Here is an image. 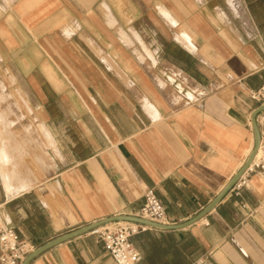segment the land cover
Returning <instances> with one entry per match:
<instances>
[{"label":"crops","instance_id":"obj_1","mask_svg":"<svg viewBox=\"0 0 264 264\" xmlns=\"http://www.w3.org/2000/svg\"><path fill=\"white\" fill-rule=\"evenodd\" d=\"M0 64L27 78L57 148L42 182L14 181L13 194L0 185V223L37 248L136 215L152 188L178 224L253 149L264 0H0ZM241 177L239 194L231 189L196 222L133 235L137 264H264V174ZM28 264L115 263L85 232Z\"/></svg>","mask_w":264,"mask_h":264},{"label":"rangeland","instance_id":"obj_2","mask_svg":"<svg viewBox=\"0 0 264 264\" xmlns=\"http://www.w3.org/2000/svg\"><path fill=\"white\" fill-rule=\"evenodd\" d=\"M162 10L166 18L175 24L176 20L170 13ZM175 38L187 45L189 37L181 32ZM4 65L0 64V155L5 159L6 173L11 180L17 178L20 184H25L31 179L36 184L49 175V169L44 166L47 163V151L54 166L51 147L57 152L56 143L43 124L39 102L27 78L10 76Z\"/></svg>","mask_w":264,"mask_h":264},{"label":"built area","instance_id":"obj_3","mask_svg":"<svg viewBox=\"0 0 264 264\" xmlns=\"http://www.w3.org/2000/svg\"><path fill=\"white\" fill-rule=\"evenodd\" d=\"M251 99L264 105V83L249 92ZM259 129L258 155L255 154L250 166L246 170L264 174V117L257 121ZM245 185V179L240 177L233 186L236 194ZM158 224H168L165 206L152 188L144 193V203L139 212L134 215ZM151 226L133 221L122 220L113 224H104L90 231L102 243L104 249L115 264H137L140 253L133 244L131 237ZM35 245L20 239L16 231L0 223V264H21L24 258L35 249Z\"/></svg>","mask_w":264,"mask_h":264},{"label":"water","instance_id":"obj_4","mask_svg":"<svg viewBox=\"0 0 264 264\" xmlns=\"http://www.w3.org/2000/svg\"><path fill=\"white\" fill-rule=\"evenodd\" d=\"M261 112H264V105L258 106L256 109H254V111L251 114V125H252V129H253V133H254V146L253 149L251 150L246 162L244 163V165L240 168V170L229 180V182L222 188V190H220V192L214 197V199L207 204V206H205L200 212H198L196 215H194L192 218L186 220L185 222H181L178 224H158L155 222H151L145 219H142L138 216H131V215H114V216H109L106 218H103L101 220L92 222L90 224H87L81 228L75 229L73 231L67 232L65 234H62L48 242H46L45 244L35 248L32 252H30L22 261L21 264H28L36 255H38L39 253L43 252L44 250L60 243L63 242L65 240H68L70 238H73L77 235L83 234L85 232H90L91 230L102 226L110 221H114V220H126V221H133V222H137L140 224H145L151 227H156V228H163V229H179V228H183L186 227L194 222H196L197 220H199L200 218H202L205 214H207V212H209L212 208H214V206L219 202V200L225 196L235 185V183L238 181V179L246 172V170L248 169V167L250 166L257 150L259 147V142H260V137H259V129H258V125H257V121H256V117L258 116V114H260Z\"/></svg>","mask_w":264,"mask_h":264},{"label":"bare ground","instance_id":"obj_5","mask_svg":"<svg viewBox=\"0 0 264 264\" xmlns=\"http://www.w3.org/2000/svg\"><path fill=\"white\" fill-rule=\"evenodd\" d=\"M259 150H257V155L259 154L258 153ZM0 177L2 179V183H3V187H5V192H7L8 194H13L15 191H16V187L14 186L15 182H17V178L15 179H12L8 176V174L6 173L5 171V159L4 157L2 156V154L0 155ZM14 182V183H13ZM20 182H18L19 184ZM17 184V185H18ZM26 184V183H25ZM25 184H20V187H25L26 185ZM19 186V185H18ZM21 188V189H23ZM122 220H114V221H110L108 222V224H113V223H117V222H121Z\"/></svg>","mask_w":264,"mask_h":264}]
</instances>
